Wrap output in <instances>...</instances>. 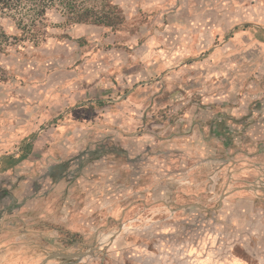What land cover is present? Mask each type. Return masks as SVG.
I'll list each match as a JSON object with an SVG mask.
<instances>
[{
  "label": "rangeland",
  "instance_id": "rangeland-1",
  "mask_svg": "<svg viewBox=\"0 0 264 264\" xmlns=\"http://www.w3.org/2000/svg\"><path fill=\"white\" fill-rule=\"evenodd\" d=\"M93 1L118 6L122 24L51 10L38 46H0V264H264L263 189L233 193L230 213L205 212L198 230L181 223L195 203L218 207L210 176H227V157L264 148L215 137L264 117L245 114L264 107V0ZM96 156L138 168L174 214L84 218L77 202L106 165ZM127 180L101 206L120 192L131 204Z\"/></svg>",
  "mask_w": 264,
  "mask_h": 264
},
{
  "label": "crops",
  "instance_id": "crops-1",
  "mask_svg": "<svg viewBox=\"0 0 264 264\" xmlns=\"http://www.w3.org/2000/svg\"><path fill=\"white\" fill-rule=\"evenodd\" d=\"M245 35L250 36L251 33L243 31L239 33V38H244ZM249 39H246V45L254 43V39ZM245 111L246 115L255 113V115L259 117L264 116V107L254 112H251L252 110L250 108H246ZM236 114L239 115L241 113L236 112ZM251 120L252 119L250 118L242 121L241 123L237 121H230L228 126L229 128L227 129V135L217 133L215 135V137L217 138L216 140L219 141L221 137L223 139L231 141L238 140L244 142L243 144L246 146H253L251 142L259 140L261 141V145H264V117L254 119L253 121ZM234 126H239L240 128L243 127V132L239 133L238 131L240 130L236 129ZM230 134H232L233 136H231ZM213 142L215 141L213 140ZM98 156H96L97 158L93 159V162H98L100 164L106 163V165L104 167H100V171L96 170L95 172H90L91 176H94V178L92 181L87 182L88 185L85 184L86 194L81 196L82 200L79 199V202H77V204L80 205L78 212L81 213L84 218L89 217V219L98 222H104L106 219H108L115 222L116 224L119 223L120 226H123L127 216L131 217V220L135 222L144 219L146 215L150 216L151 214L160 213L162 210L165 211L166 208L171 212V214H174L171 206L165 203L167 201L164 198H157V196H155L153 191L154 185L147 181L149 177L145 176L144 182L141 181L142 179L140 178L138 168H133L131 170L130 167L125 168L127 173L124 174V168H121L120 170V167H118V165L116 164L114 166H109V160L106 157ZM225 161L227 163L224 164V168H226L227 170L222 171H227V176H225L223 180H220V175L222 172H214L210 176L211 180L213 181L212 183H214V187L220 185V187H223L224 189L223 194H221L222 196H220L219 198L220 200L218 207H201L199 203H195V212L191 215L195 217L193 218L195 219V223L192 224V221L194 220L187 218L181 220V223H183V225L195 227V230H198V228H200L201 226H205V214L208 211L217 210L215 214L223 215H228L230 213L231 210H229V206L231 204L229 202L231 201V199H234L233 197H235V195H232L233 193H241L240 190L244 188L248 189L250 192H252V189L256 188L264 190V148L260 153L248 154L237 152L233 156L227 157ZM208 162H212L213 164L216 161L212 160ZM202 167L204 168L203 165ZM199 171L200 170H194L195 174H197ZM124 175L126 176V178L124 177ZM129 177L130 180L127 181L131 186V204H129L125 208L123 207L121 203L123 200V194L121 195L120 192L108 201L107 207L101 206L103 202L101 198L104 196L102 194H108L110 192L109 189L117 188L119 190H122L127 186V184L124 182V179H128ZM196 182L197 181L194 182L195 185L197 184ZM187 183L188 182H186L185 184L187 185ZM254 184L258 186H254ZM239 193H236V195H238ZM152 199H154V201L164 203H162L163 205L161 206L155 205L156 202L152 201ZM183 211L185 213H188L190 211H193V207L185 208L183 209ZM78 228L79 227H77L75 231H81Z\"/></svg>",
  "mask_w": 264,
  "mask_h": 264
},
{
  "label": "trees",
  "instance_id": "trees-1",
  "mask_svg": "<svg viewBox=\"0 0 264 264\" xmlns=\"http://www.w3.org/2000/svg\"><path fill=\"white\" fill-rule=\"evenodd\" d=\"M93 0H0V18L11 20L20 36H9L0 25V46L33 43L45 40L40 24L51 10L59 12L69 24L94 25L116 28L124 18L118 6ZM14 40V41H13Z\"/></svg>",
  "mask_w": 264,
  "mask_h": 264
}]
</instances>
